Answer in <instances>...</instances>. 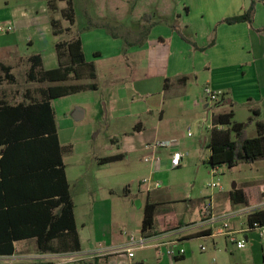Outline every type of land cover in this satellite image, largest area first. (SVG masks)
Returning <instances> with one entry per match:
<instances>
[{
	"label": "crops",
	"instance_id": "0c3cea01",
	"mask_svg": "<svg viewBox=\"0 0 264 264\" xmlns=\"http://www.w3.org/2000/svg\"><path fill=\"white\" fill-rule=\"evenodd\" d=\"M43 1L40 10H37L32 7V0H0V26L13 27L12 32L0 34V65L11 67L13 74L14 70L22 69L25 76L29 68V58L38 55L44 70L56 68L58 60L55 46L57 66L46 68L40 54L23 55L19 42L20 40L23 42L25 38V42L33 44L32 37L23 36L30 30H33L34 37L38 34V41H42L47 34L48 23L52 35L51 21L61 23L62 26L57 28L60 32L58 36L68 33L70 38L78 37L82 43L85 62L94 65L95 78H86V80H96L99 73L97 66L107 64L106 73L109 81L107 101L111 100L115 103L114 118L123 123L126 140L120 147L125 154L136 151L138 147L147 153H154L151 148H145L150 139L173 140L170 136L176 133L181 125L184 107H188V104L193 102V98L197 97V93L201 94L205 87L222 94L217 104L222 107L219 112H233L232 109L236 105H245L250 113L255 110L258 113L257 120L264 123V0L255 1L251 24L234 25H228L224 20L243 14L252 0H136L134 2L120 0L119 3L116 0H107V12H111V16L117 12V9H121L120 5L134 7L136 12L141 14L138 30L136 33L132 30L133 32L129 34L134 40L116 34L108 20L101 24L98 18L92 19L94 25L78 33L75 31L76 14L73 0ZM54 1L66 5L69 3L72 6L73 25H65L62 22L67 23V20L62 18L63 21L60 22L58 18L52 16L59 9L58 4L54 5ZM51 6L55 11L51 10ZM145 16L146 19L150 18V22L157 24L150 28L147 37L141 41L140 33L148 24L143 19ZM154 17L157 19H153ZM124 20L125 18H116L115 21L118 23ZM107 28L117 37L113 38ZM180 33L189 41L183 40ZM117 68L124 70L117 72ZM182 77L187 78L185 83L178 81ZM246 79L248 82H243ZM81 81L70 80L68 84H94L96 89L87 91L99 90L94 82L79 83ZM68 84L64 83V85ZM109 96L115 98L108 99ZM56 127L58 131L57 123ZM249 127L255 126L251 124L247 127L248 137ZM135 135L144 139L139 145L134 143ZM59 142L63 147L60 137ZM174 151L180 152L178 147H174L157 154L159 161L150 163L149 177L154 178L160 170L169 168L170 156ZM234 185L235 188L244 190L253 202L248 205H233L230 201L232 189L227 193L219 191L210 198L209 202L202 203L195 221L171 216V223L167 221L165 225H158L156 222L155 234L173 231L163 240L164 243H171L185 250L184 256L175 260L167 256L166 245L136 250L131 258L125 252L118 251L127 240L125 223L109 226L105 222L103 229L100 228L102 229L100 237L93 233L91 238L85 232L83 222L80 232L76 217V202L71 196L80 250L65 251L63 246L55 241L53 245L57 248V252H41L35 240L29 239L33 242H25L28 240L15 242L13 255L0 256L9 263L1 264H11V261H17L16 263L38 261L33 262L34 264L46 262L51 264H264V238L261 239L256 230L248 229V216L232 215L228 219L229 227L235 232L236 239L245 241L243 249L236 248L224 237H210L209 231L191 229L182 233L175 232L200 222L202 207L207 204H211L212 212L224 214L239 207L252 206L259 200V197H255L254 192L251 191L249 183ZM161 201L159 195L149 194L145 205L160 204ZM143 215L144 213L139 219L140 224ZM140 229L137 234H131L139 235ZM207 240H211V244L207 245ZM19 242L24 244L20 250H17L16 245ZM201 247L205 250L202 251Z\"/></svg>",
	"mask_w": 264,
	"mask_h": 264
},
{
	"label": "rangeland",
	"instance_id": "374dc122",
	"mask_svg": "<svg viewBox=\"0 0 264 264\" xmlns=\"http://www.w3.org/2000/svg\"><path fill=\"white\" fill-rule=\"evenodd\" d=\"M32 1V7L37 10H40V5L44 3L43 0ZM119 1L116 0L117 3ZM53 3L54 5L58 4L59 9L52 16L58 18L60 22L63 21L62 18L68 21L65 14L68 12L69 3L67 5L56 1ZM73 3L76 14L75 31L78 33L94 25L92 19L98 18V22L101 24L108 20L116 34L124 35L132 40L133 38L129 34L132 30L136 33L142 19L141 14L136 12L134 7L126 5V7L120 5L121 9H117V12L111 16V12H107V0H73ZM62 8H65L64 11H60ZM116 18H125V20L116 23ZM62 23L69 24L68 22ZM47 26L48 31L44 40L38 41V34L37 36L35 34L34 37L33 30H30L23 36L32 37L33 44H28L24 38L23 42L20 40L19 46L23 55L40 54L45 67L52 68L57 66L54 53L55 44L58 41H68L71 36L68 33L63 36H54L50 32V23ZM56 26L59 28L62 25L57 22ZM69 26L71 25L69 24ZM97 69L99 73L96 80L90 81L84 78L79 83L94 82L99 87L98 91L81 92L52 101L60 140L64 148L70 147V151L64 152L63 157L70 194L76 202V217L80 232L82 231L80 230L81 224L84 222L85 232L91 238L93 233L100 237L102 226L106 222L109 226L125 223L128 225V227L125 226L127 235L137 234L141 226L139 219L144 213L145 200L149 194L159 195L162 199L156 216L158 225H165L167 221H170L171 216L176 219L184 218L195 221L202 203L209 202L210 198L219 192L218 189L209 187L213 181L220 184L221 193L230 191L233 184L249 183L255 197L260 198L259 189L264 184V160H258L252 164L240 163L232 169L221 165L218 169V176L216 178L211 176L208 147L210 129L213 116L222 107L215 106L218 101L212 103L203 99L202 93H197L193 102H190L188 107H184L180 120L181 125L176 133L170 136V139H173V146L178 147L179 151L183 153L181 166L178 169L169 167L160 170L153 178L154 181L160 183V188L147 191V187L141 185V181L149 177L148 170L151 164L145 162V159L155 158L160 151L162 153L168 149H154L152 145L161 140L152 141L150 139L145 148H151L154 153H147L140 150L139 147L131 153L123 152L120 147L126 140L122 128L123 123L114 118L113 105L115 103L111 100L107 101L109 83L106 73L107 64H100ZM116 70L122 72L124 68ZM14 75L16 77L15 84L3 83L0 86V99L11 104L22 101L26 89L31 90L32 96L39 100V89L56 85L54 83H29L26 81L22 69L14 70ZM243 82H248V80ZM113 94L115 95V93ZM111 98L114 99L115 96ZM111 98L109 96L108 99ZM232 110L234 112L233 121L247 123L249 117H252V112L250 113L245 105H236ZM75 112H78V120L73 118ZM254 131L255 127H249V137L254 136ZM143 140V137L135 135L134 143L139 145ZM185 150L188 151L185 152ZM117 155H123L124 159L102 165L99 163L104 158ZM101 227L102 229H100ZM82 233L84 234V232ZM25 242H33V240ZM23 244V242H19L16 249L20 250ZM208 244H211V240H207ZM3 262L9 263L6 259L0 258V263ZM11 262V264H34L33 262L38 261Z\"/></svg>",
	"mask_w": 264,
	"mask_h": 264
},
{
	"label": "trees",
	"instance_id": "16d2710c",
	"mask_svg": "<svg viewBox=\"0 0 264 264\" xmlns=\"http://www.w3.org/2000/svg\"><path fill=\"white\" fill-rule=\"evenodd\" d=\"M69 1V0H67ZM252 0L249 8L241 15L228 18V25L252 23L255 10ZM51 10L55 8L51 6ZM65 17L73 25V9L69 4ZM147 24L140 33L143 41L151 27L157 22L143 18ZM53 35L58 36L56 22L51 21ZM106 28V27H105ZM109 34L117 35L107 28ZM183 40H187L181 33ZM126 42V39H125ZM212 45V43L210 44ZM195 47V46H194ZM58 66L44 70L40 56L29 58L25 78L29 83H54L56 85L39 89L40 99L25 90L23 100L9 103L0 99V256L15 253L14 243L33 239L41 252H57L56 241L65 251L80 250V242L74 216V203L69 191L63 161L64 152L70 147L60 145L52 101L87 90H95L94 84H68L73 80L94 79L95 69L84 59L82 43L78 37L55 44ZM0 86L15 84L16 77L9 66L0 65ZM180 83L186 77L178 79ZM218 107V105H216ZM253 110L247 123L233 121L232 111L218 112L213 116L209 137V163L212 168L225 165L229 169L240 163L252 164L264 160V123L257 120ZM254 124L256 135L247 136L246 129ZM122 155L107 157L99 163H113L122 160ZM233 205H248L253 202L244 190L230 191ZM159 204L146 203L140 233H156V216ZM258 223L264 227V212L248 217L247 226ZM1 264V263H0Z\"/></svg>",
	"mask_w": 264,
	"mask_h": 264
},
{
	"label": "built area",
	"instance_id": "2783aa9c",
	"mask_svg": "<svg viewBox=\"0 0 264 264\" xmlns=\"http://www.w3.org/2000/svg\"><path fill=\"white\" fill-rule=\"evenodd\" d=\"M13 31V27L11 25H1L0 26V34H8ZM203 99L209 100L212 103L219 102L222 98V94L218 91L212 90L210 87H205L202 91ZM189 135V134H188ZM152 147L156 150L160 149H172L173 141L172 140H161L152 145ZM183 155L181 152L174 151L172 152L169 160V167L171 169H178L181 166ZM159 161L158 157L155 158H146L145 162L153 163ZM210 174L213 178L218 176V168H212ZM141 185L147 187V191H152L160 188V183L154 181V179L150 176L141 181ZM209 187L212 189H218L221 191V186L218 182H211ZM264 212V184L260 187V198L259 200L252 206L249 207H239L234 209L230 213L224 214H216L211 210V204H207L203 206L201 214L202 219L200 222L190 225L188 227L180 228L175 232L182 233L187 230L195 229V230H203L209 231V235L212 238L224 237L231 244H234L236 248L243 249L245 247V241L237 240L235 237V232L230 229L228 219L233 216H251L256 213ZM248 227V226H247ZM204 228V229H203ZM248 229L256 230L259 233L261 239L264 238V227L260 226L258 223H253L252 227H248ZM173 231L164 232L163 234H153V235H134L128 234L127 240L124 246L118 249V251H123L127 254L128 257H133L134 252L136 250H141L147 247H160L162 245H166V254L172 260L180 258L184 256L185 250L182 247H176L171 243H164L163 240ZM201 250L204 251L205 248L201 247ZM113 251H117L113 249Z\"/></svg>",
	"mask_w": 264,
	"mask_h": 264
},
{
	"label": "water",
	"instance_id": "95a60500",
	"mask_svg": "<svg viewBox=\"0 0 264 264\" xmlns=\"http://www.w3.org/2000/svg\"><path fill=\"white\" fill-rule=\"evenodd\" d=\"M73 118H74L75 120H78V119H79L78 112H75V113L73 114ZM234 188H235V185L233 184V185H232V189H234Z\"/></svg>",
	"mask_w": 264,
	"mask_h": 264
}]
</instances>
